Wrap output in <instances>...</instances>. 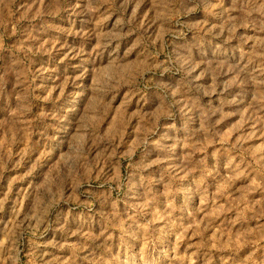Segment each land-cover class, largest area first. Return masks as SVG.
Instances as JSON below:
<instances>
[{"label": "rangeland", "instance_id": "obj_1", "mask_svg": "<svg viewBox=\"0 0 264 264\" xmlns=\"http://www.w3.org/2000/svg\"><path fill=\"white\" fill-rule=\"evenodd\" d=\"M0 264H264V0H0Z\"/></svg>", "mask_w": 264, "mask_h": 264}]
</instances>
